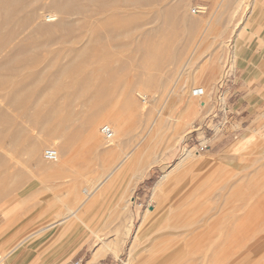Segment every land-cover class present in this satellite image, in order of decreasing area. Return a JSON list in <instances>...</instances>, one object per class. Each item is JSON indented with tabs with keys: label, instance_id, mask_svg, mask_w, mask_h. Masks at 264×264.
Segmentation results:
<instances>
[{
	"label": "rangeland",
	"instance_id": "rangeland-1",
	"mask_svg": "<svg viewBox=\"0 0 264 264\" xmlns=\"http://www.w3.org/2000/svg\"><path fill=\"white\" fill-rule=\"evenodd\" d=\"M258 1L156 0L139 8L138 19L158 18L142 24L135 40L123 38L122 45L90 37L47 48H38L36 40L18 45L39 53L23 54L20 68L7 72L0 85V110L8 119L0 122V131L19 133L14 142L0 140V264H8L29 242L58 246L71 234H81L94 254H106L108 264L157 261L171 249L166 264H264V149L258 153L264 148V116L248 119V148L255 150L246 163L230 170L209 155L219 150L212 142L226 133L225 125H217L230 105L223 104L224 85L233 78L246 42V53L254 51L251 68L262 66L264 20L256 21ZM169 4L177 7L166 15ZM107 27L122 30L119 21L93 29L101 33ZM71 46L87 49L94 62L85 66L88 71L58 77L55 68ZM218 58L225 69L217 68L214 79L219 92L213 124L197 118L203 104L193 94L211 79ZM73 78L78 83L70 92L55 89ZM34 79L37 85L23 91L20 84ZM84 82L86 90L80 86ZM48 113L51 119L43 125ZM88 119L97 121L96 146L84 129ZM103 125L113 131L109 140L101 134ZM69 136L70 145L62 146ZM204 138L210 148L198 154L195 144ZM33 143L37 149L30 153ZM48 148L62 161L72 158L74 167L69 160L52 178L43 156ZM11 233L16 238L4 243Z\"/></svg>",
	"mask_w": 264,
	"mask_h": 264
},
{
	"label": "bare ground",
	"instance_id": "bare-ground-1",
	"mask_svg": "<svg viewBox=\"0 0 264 264\" xmlns=\"http://www.w3.org/2000/svg\"><path fill=\"white\" fill-rule=\"evenodd\" d=\"M154 1H156V0H0V85L5 83V81L3 80V76L7 72L16 71L20 68V66L22 65V61H23L22 60L23 54H28V56L30 58H35L36 55L39 53L37 51L28 52L27 50L26 51L20 50L18 45L20 43H22L23 41L36 40V41H39V43L37 44L38 48H40V47L47 48V47L54 45V44H73V42L84 41L85 39L90 37L93 39L105 38L106 40L114 41L117 45H122L124 43L123 38H125V37L128 38V41H130V42L132 40H135L139 34L141 35L140 28L142 27V24L148 23V22L153 21L156 18H158L157 15H152L149 18V20H146L144 22H142L138 19V14L140 13L139 8L143 9V7L151 6ZM255 2H256V0H255ZM176 7H177V5L175 6V4H169V5L165 6L163 9L164 14L170 15V13H172V10ZM113 10H115L116 12L113 13L112 12ZM128 10H130V12H128ZM174 12L175 11H173V13ZM155 16H156V18H155ZM187 20H188V25L192 26V24H189V23H192V21L190 19H187ZM116 21H119V23H121L122 30L119 31V30H116V28L107 27L103 30V32L97 33V32H95L96 30L94 31V29H93L94 26L98 25V26L104 27L107 25H111L112 23H115ZM93 60L94 59H92L89 56L87 49L74 48L73 46H71L69 49V52L65 56V61L61 62L55 68V74L58 77H62L66 74H72V73L76 75V73H78V71H81L83 68H86L85 66H87V64H91L92 62H94ZM86 70H87V68H86ZM83 71H85V70H83ZM34 75H37V73H34ZM77 76H79V75H77ZM38 77H37V79H38ZM58 79H60V78H58ZM60 80H62V79H60ZM65 81H59L58 83L55 82L56 83L55 89L57 91L58 90L69 91V89L74 87V86H72V84L75 85L78 83V80H76L74 78L72 80H69V81L65 80ZM37 83H38L37 80L34 79L30 83L29 82L28 83H21L20 87L23 89V91L24 90L28 91V89L30 90L32 87H35L37 85ZM80 86L82 87V90H86L87 88H89V86L85 82ZM90 86H91V84H90ZM29 87H31V88H29ZM100 87H103V84ZM50 91H51V89H50ZM78 91H79V89H78ZM73 92H75V91H73ZM139 93L142 94V92H140V91H139ZM69 98H67V99H69ZM142 99H143V103H144L145 97L143 94H142ZM15 100L16 99H14V101ZM74 101H75V99H74ZM129 101H130V99H129ZM10 103H11V101H10ZM75 104H78V102ZM13 105L17 106L18 104L16 102V104H12V106ZM38 105H40V104H38ZM130 106H131V104H129V107ZM61 107H60V109H61ZM129 107H127V109ZM132 107H133V105H132ZM132 107H130L129 109L131 110ZM95 108H96V106H95ZM133 108L138 109L136 106ZM136 109H134V111ZM38 112H40V111H38ZM38 112L36 113L37 116H38ZM132 113L135 114L134 112H132ZM69 116H71V115H68V117ZM110 116H112V115H110ZM50 117L51 116L48 113V114L42 116L43 122L41 120L40 121L42 122V124L44 122L46 123L47 120L51 119ZM115 117H116V115H115ZM34 119H36V117H34ZM113 119H114V117H113ZM92 120L89 121V119H88V122H90V124L88 122H86L84 129L88 130V136L92 139V142L95 143V144L94 143L93 144L96 146V144H97L96 142L98 140L97 136H99V135H98V132L95 130L96 124L94 122H97V121L93 120V122H92ZM0 122L8 123V119L6 118L4 112L1 110H0ZM117 124H118V122H117ZM118 126L121 127L119 130L122 131L124 128L123 125L121 126L120 124H118ZM6 127H7V124H6ZM112 136H113V134H112ZM18 137H19L18 131H14V132L0 131V140H10V141L14 142L18 139ZM59 138H60V136H59ZM71 138L72 137L69 136V138L67 140H65L64 142H62L61 145L62 146L63 145L69 146L70 145L69 141H71ZM88 142H90V141H88ZM36 144L31 145L29 147L30 153H33L34 151L36 152V149H37ZM110 146H111V144H110ZM97 147H98V145H97ZM113 148H115V147H113ZM51 149H54V148H51ZM61 149H62V147H61ZM70 149H71V147L69 148V150ZM106 149H107V147H106ZM69 150H68V152H69ZM56 152H57L56 159L49 161L50 162L49 166L47 165L48 169L50 170L49 174L52 175L51 176L52 178H54L56 176V174H58L62 169H64V167L65 168H66V166L68 167V162L71 163L73 161L72 158L69 159V157L65 161L60 160V156L58 154V151H56ZM109 152H111V151H109ZM183 160H184V158H183ZM47 166L45 164L44 167L47 168ZM70 166L71 167L73 166V162L70 164ZM53 175H54V177H53ZM164 178H165V175H164ZM161 180H163V178ZM133 182H131V185L128 187V191H130L131 188L134 187ZM167 221H168V219H167ZM176 227H177V224H176ZM168 228H172V227H168ZM174 228L175 227H173V229ZM162 229H163V227H162ZM143 237H144V235H143ZM155 237H157V236H155ZM141 239H142V237H141ZM169 241H171V240H169ZM138 242H140V241H138ZM0 259H1V256H0ZM196 260H197V258H196ZM162 261H164V258H162Z\"/></svg>",
	"mask_w": 264,
	"mask_h": 264
},
{
	"label": "crops",
	"instance_id": "crops-1",
	"mask_svg": "<svg viewBox=\"0 0 264 264\" xmlns=\"http://www.w3.org/2000/svg\"><path fill=\"white\" fill-rule=\"evenodd\" d=\"M261 1L262 0L258 1L254 5V7L258 9L256 21L264 20V6ZM256 26L258 25H255V27ZM246 43L247 45H244L246 47L242 50L244 51V54L240 53V56H238V60L236 61L233 78H229V80L231 79L229 83H225L224 85L226 86L228 94L226 95L225 100H223V104L230 105L227 106L228 111L226 114L222 115L220 118L217 117V125L218 127H223L225 125L226 133L220 134V137L215 139L211 144V147L215 145L216 148L221 151L216 149L215 151L212 150L214 151L213 153H209L214 160L219 161L221 159L220 161H223V165L230 167V170H235L234 166L236 165L241 166L246 163V158L249 155L251 156L252 152V155H254L255 148H248V140H250V134L248 132V119L254 115L256 116L255 119H258L261 117L260 113L264 116V59L261 60L262 66L254 65V67L251 68L250 64L253 60L254 54L252 53L254 51L248 55V53H246L248 51V42ZM212 59V57L209 58L210 64L213 61ZM243 59H245V61H242ZM217 68H220V71L222 68V72L225 69L224 64L222 65L219 58L216 59V64L212 69V73H210V76L208 77L211 79L202 81L200 83L201 92L193 94L194 96H200L199 104H203L199 117H197L199 120L208 118V122L211 121L210 115L212 114V109L215 107V105L212 104H218L216 93L219 92V87L217 83H214V79L219 73ZM210 107L211 111L206 112L210 109ZM193 113L195 114V110H193L192 113L188 111L186 115L187 117H190V115H194ZM211 122L213 123V120ZM209 124H207V127H209ZM197 129H199V127ZM187 140L188 139H186V141ZM208 141V139L204 138L203 142H201L200 139V141L195 144V149L199 145L197 147L198 154L204 150H209L210 144ZM263 149L264 148L262 147L259 149V152H257L261 153L260 151ZM225 151L227 152L225 153ZM3 231L4 230L0 231V236ZM16 236L17 233H11L6 236L3 242H6V244L10 243L16 238ZM80 236L81 234H77L75 236H72L71 234L69 237L61 241L58 246L51 245L50 243L43 245V243L38 241L33 243L29 242L21 249L19 255L12 259L9 258L8 264H71L74 262H77V264H108L105 261L107 255L104 254L98 256V251L94 254L93 250L90 249L87 244L88 241L82 240ZM28 252H30V254L26 255ZM172 252H174L173 249L165 252L162 256L164 261H162V259H156L157 261H154L153 259L148 258L146 261L142 260L143 264H166V262L171 258Z\"/></svg>",
	"mask_w": 264,
	"mask_h": 264
},
{
	"label": "built area",
	"instance_id": "built-area-1",
	"mask_svg": "<svg viewBox=\"0 0 264 264\" xmlns=\"http://www.w3.org/2000/svg\"><path fill=\"white\" fill-rule=\"evenodd\" d=\"M101 134L106 140H109V139H111L113 132H112V129L109 126L104 125V126L101 127ZM43 156H44V159L46 161H52V160L56 159L57 152L54 149L48 148V149L44 150ZM71 264H77V262H74V263H71Z\"/></svg>",
	"mask_w": 264,
	"mask_h": 264
}]
</instances>
